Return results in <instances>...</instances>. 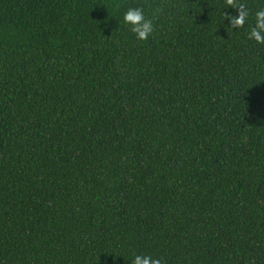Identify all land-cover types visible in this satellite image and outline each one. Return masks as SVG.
<instances>
[{
  "label": "trees",
  "instance_id": "obj_1",
  "mask_svg": "<svg viewBox=\"0 0 264 264\" xmlns=\"http://www.w3.org/2000/svg\"><path fill=\"white\" fill-rule=\"evenodd\" d=\"M224 7L0 0V264H264V45Z\"/></svg>",
  "mask_w": 264,
  "mask_h": 264
},
{
  "label": "clouds",
  "instance_id": "obj_2",
  "mask_svg": "<svg viewBox=\"0 0 264 264\" xmlns=\"http://www.w3.org/2000/svg\"><path fill=\"white\" fill-rule=\"evenodd\" d=\"M224 5L223 9H238L236 15L221 13L223 21H228L226 28L238 31L247 25L246 39L254 41L257 45H264V7L251 12L240 0H224ZM122 23L128 26L138 41H146L154 33L153 22L146 18L141 7H129L122 15ZM128 261L130 264H163L162 259L148 254H134Z\"/></svg>",
  "mask_w": 264,
  "mask_h": 264
}]
</instances>
